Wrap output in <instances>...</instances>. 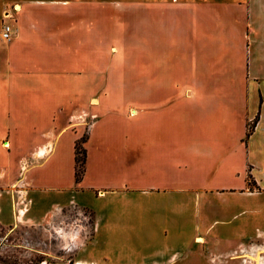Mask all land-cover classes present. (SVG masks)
I'll list each match as a JSON object with an SVG mask.
<instances>
[{"label":"crops","instance_id":"crops-1","mask_svg":"<svg viewBox=\"0 0 264 264\" xmlns=\"http://www.w3.org/2000/svg\"><path fill=\"white\" fill-rule=\"evenodd\" d=\"M84 4H98L105 20L120 13L121 28L131 10L132 46L148 53L147 75H132L146 90L132 94L169 114L155 140L141 144L133 126L117 144L86 149L75 182L71 166L61 176L56 139L87 121L90 77L107 68L102 53L91 62V51L106 50L105 31L86 27L93 9ZM4 12L14 19L11 38L0 37V226L87 210L74 264H187L191 241L200 255L264 238V0H0V27ZM60 100L74 112H61Z\"/></svg>","mask_w":264,"mask_h":264},{"label":"rangeland","instance_id":"rangeland-1","mask_svg":"<svg viewBox=\"0 0 264 264\" xmlns=\"http://www.w3.org/2000/svg\"><path fill=\"white\" fill-rule=\"evenodd\" d=\"M98 6V4L82 5L86 10L89 7L93 9L90 19L85 20L86 27L90 26V29L95 31L100 29L105 31V36H102L101 45L106 50L91 51V62L95 65L96 60L98 61L100 59L98 57L99 53H102L103 56L100 60L102 64H106L107 68H103L96 77L94 75L92 77L89 76L92 79L93 87L91 94L95 95L96 101L93 99V103L91 102L90 108H88L90 115L87 113V121L81 126L69 125L61 130L57 136L55 147L58 149L59 154H56L58 155V162L61 166V176L64 178L68 175L67 169L69 168L67 167L71 166L73 168L71 153H73V141L78 137L85 136L88 138L90 136V140L87 142L86 139V143L82 146L85 149V153L86 149H89L93 153L95 146H98L101 140H107L109 145L117 144L118 140L120 141L122 139L124 133L132 131L133 126L134 130H139L138 135L141 144H145L151 139L155 140L160 133L166 132L162 129L168 125V120L163 115V113L168 112H164L161 109H154L152 106L146 104H140L134 94H132L134 88L146 90L147 86L142 81L140 83H133L132 75L134 71H139L142 77L148 73V53L146 50L137 48L136 46L133 48L132 46L134 38L136 40V37L132 35L133 29L137 28V20L134 19L133 21L131 10L125 7L127 14H124L122 18L121 28L120 13L117 20L112 18L105 20L104 17L95 14L96 7ZM133 11L135 9H132ZM48 13L51 15L52 11H44V15ZM13 19L14 17L9 14V17L3 18L2 21L11 25ZM50 19L51 17L44 18L45 25L47 22L50 23ZM76 23H78V20ZM117 25L118 29H123L124 34L122 32L118 36L112 34V30ZM94 38L95 35L91 39L92 45ZM112 45L114 47H111ZM3 46L4 43L0 40V54L2 53V55L4 51L1 47ZM77 55H79V52H77ZM135 63L137 66H133ZM106 79L107 81L105 82ZM94 81L101 82V84L97 87ZM150 85L157 91L159 84L152 83ZM170 89L173 92H178V84H172ZM60 104H63L61 112H65L66 115L73 113L77 107L76 104L68 103L67 100H60ZM176 112L178 113V111ZM173 114H175L174 111ZM92 120L96 124L91 128L92 130H89V123ZM156 125L163 127H157ZM61 126L63 124H59L56 131ZM78 156H81L80 150ZM64 209L67 211L62 210L61 212L55 211L50 213L45 219V222L40 225L27 226L20 223L15 227L10 232L9 237L12 238L17 233L26 235L27 243H25V246L27 249L15 248L17 250L22 249L23 252L21 251L22 253L20 252V254L23 255L11 256L7 264H74L77 260H75L76 253L74 252V247L75 245L76 247L81 246L88 239L91 217L89 212L82 208L68 207ZM69 210H73L74 217L69 214L70 212L68 213ZM69 231H74L76 237L75 239L71 237L72 240L68 244L67 233ZM3 235L4 230L1 229L0 237ZM12 239V244L21 242V238L19 239L18 236ZM5 243L6 241H2V248ZM219 245V248H217L220 252L219 254L206 250L205 254L201 253L203 255H198L195 254V251L201 248V244L197 243V241L195 243L191 241L188 246L189 258L187 264H264L263 237H255L249 240L245 239L242 242H232L231 245H226V243ZM37 250L46 254H39L36 252Z\"/></svg>","mask_w":264,"mask_h":264},{"label":"flooded vegetation","instance_id":"flooded-vegetation-1","mask_svg":"<svg viewBox=\"0 0 264 264\" xmlns=\"http://www.w3.org/2000/svg\"><path fill=\"white\" fill-rule=\"evenodd\" d=\"M62 210H64V211H67V210H65L64 208H60V210H58V211H62ZM70 212V213H69ZM68 213L70 214V215H72V217H74V213H73V210L71 211V210H69L68 211ZM72 213V214H71ZM35 225H40V224H35ZM60 225V224H59ZM58 225V227L60 228V226ZM15 227H17V226H6V227H4V226H0V230L1 229H3L4 230V235L3 236H1L0 237V264H7L8 263V260H9V258L11 257V256H15V255H23V254H20V252L22 251L23 252V250L22 249H27V247L25 246V243H27V236L26 235H22L21 233H17V234H15V236H18L19 237V239H20V243H14V244H12V238H15V236L14 237H9V234H10V232L11 231H13L14 230V228ZM54 232V231H53ZM51 237H53V235H51ZM18 239V240H19ZM2 241H6V243L3 245V248H2V246H1V244H2ZM22 242H24V244H22ZM11 247V248H10ZM14 247V248H13ZM15 248H22V249H20V250H17V249H15ZM21 252V253H22ZM37 253H43V254H46V253H44V252H40V251H36ZM36 262H38V260H36ZM38 264H40V263H38Z\"/></svg>","mask_w":264,"mask_h":264},{"label":"trees","instance_id":"trees-1","mask_svg":"<svg viewBox=\"0 0 264 264\" xmlns=\"http://www.w3.org/2000/svg\"><path fill=\"white\" fill-rule=\"evenodd\" d=\"M255 122V118L251 123H249L246 127L245 136L249 134L251 129L253 128ZM86 137L81 136L74 140L73 142V179L75 182H78L81 179L82 173H83V165H84V158H85V150L83 145V142L85 141ZM80 146V147H79ZM79 150L81 151V156H78ZM247 183L253 184V180L247 176Z\"/></svg>","mask_w":264,"mask_h":264},{"label":"built area","instance_id":"built-area-1","mask_svg":"<svg viewBox=\"0 0 264 264\" xmlns=\"http://www.w3.org/2000/svg\"><path fill=\"white\" fill-rule=\"evenodd\" d=\"M4 17L8 18L9 14L8 12H4ZM13 34V29L10 24L1 22V27H0V37L2 40L7 41L11 38Z\"/></svg>","mask_w":264,"mask_h":264}]
</instances>
